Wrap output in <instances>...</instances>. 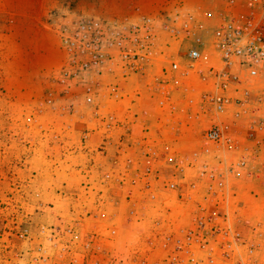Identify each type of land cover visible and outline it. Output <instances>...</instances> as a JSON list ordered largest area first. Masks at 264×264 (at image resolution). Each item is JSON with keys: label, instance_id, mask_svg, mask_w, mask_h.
Listing matches in <instances>:
<instances>
[{"label": "rangeland", "instance_id": "374dc122", "mask_svg": "<svg viewBox=\"0 0 264 264\" xmlns=\"http://www.w3.org/2000/svg\"><path fill=\"white\" fill-rule=\"evenodd\" d=\"M47 1L54 4L42 7ZM147 1L0 0V264H185L186 249L207 254L194 241L176 244L196 231L201 207L219 211L264 261V147L242 135L236 150L203 153L206 129L232 117L202 103L209 84L192 76L161 103L149 89L153 67L130 77L125 99L88 103L81 84L62 81V32L79 15L121 20L173 3L203 12L225 2L155 8ZM165 145L173 164L163 159ZM244 153L252 162L243 168L236 163ZM205 159L207 169L226 175L225 186L208 176ZM241 173L259 191L252 208L240 204L248 189Z\"/></svg>", "mask_w": 264, "mask_h": 264}, {"label": "built area", "instance_id": "2783aa9c", "mask_svg": "<svg viewBox=\"0 0 264 264\" xmlns=\"http://www.w3.org/2000/svg\"><path fill=\"white\" fill-rule=\"evenodd\" d=\"M62 41L67 54L62 81L71 78L81 84L88 103H95L100 96L125 99L124 85L130 77L146 76L153 67L158 71L148 87L159 93L161 103L170 101L174 89L190 84V77L197 76L211 87L202 91V103L216 114L232 112L229 120L220 117L206 129L203 153L209 158L214 151L236 150L242 135L255 140L258 148L264 147V87H254V81L264 77V0H225L222 7L203 12L173 3L154 16L121 20L79 15L72 27L62 32ZM95 114H100L99 110ZM108 116L116 115L110 112ZM162 155L170 164L178 160L169 145L163 147ZM247 155L237 161L239 167L252 162ZM218 160L224 163V159ZM205 161L208 176L225 186L226 175L207 169L208 159ZM146 170L151 171L150 165ZM168 187L176 188V182L170 181ZM214 209L201 207L193 219L196 231L176 239L178 247L194 241L207 252L199 257L186 249L183 261L264 264L256 257L255 245L223 224L221 213Z\"/></svg>", "mask_w": 264, "mask_h": 264}, {"label": "crops", "instance_id": "0c3cea01", "mask_svg": "<svg viewBox=\"0 0 264 264\" xmlns=\"http://www.w3.org/2000/svg\"><path fill=\"white\" fill-rule=\"evenodd\" d=\"M149 1V2H148ZM148 4L152 7H161L163 5H165L166 3L170 2V1H173V0H148ZM208 3H212V2H220L222 0H206ZM145 3H146V0H145ZM52 4L54 3H51L49 1H47V3H42L41 6L42 7H51ZM143 5V4H142ZM47 6V7H46ZM141 6V5H138V7ZM31 15H33L34 11L31 10ZM254 87L256 89L258 88H261V87H264V77L260 78V79H257L256 81H254ZM255 102V101H253ZM263 106V109H264V104L262 105ZM173 134V133H172ZM171 138H174L172 137V135H170V139ZM170 142V141H169ZM243 146H245V144L247 143L246 141H242L241 142ZM241 178H240V182L243 183V184H246L247 185V188L248 189H245V190H241L240 193H241V202L240 204L243 206L247 203H249V207H254L255 206V200H256V194H259V191L255 190V188H257V185L256 184H252V181H247V179L245 178L246 176L243 175V173H241V175H239ZM260 192H264V191H260Z\"/></svg>", "mask_w": 264, "mask_h": 264}]
</instances>
